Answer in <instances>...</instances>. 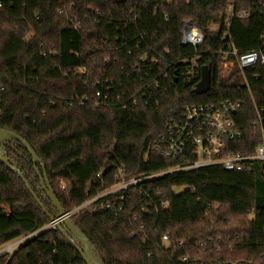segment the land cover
<instances>
[{
  "label": "trees",
  "instance_id": "trees-1",
  "mask_svg": "<svg viewBox=\"0 0 264 264\" xmlns=\"http://www.w3.org/2000/svg\"><path fill=\"white\" fill-rule=\"evenodd\" d=\"M231 5L251 15L227 19ZM185 19L205 35L197 50L181 43ZM229 46L264 53L263 0H0V129L34 149L63 209H80L71 219L104 264H264L258 164L168 173L100 197L176 164L155 148L172 111L186 104L240 101L246 147L235 149L253 152L262 140L255 125L257 111L264 122V67L242 70ZM147 47L164 56L167 79L142 63ZM225 61L235 66L221 76ZM203 66L211 87L198 95ZM98 89L111 104L95 103ZM1 145L32 192L0 160V247L34 235L0 264H86L57 228H46L57 209L42 187L43 168L37 172L22 143Z\"/></svg>",
  "mask_w": 264,
  "mask_h": 264
},
{
  "label": "built area",
  "instance_id": "built-area-1",
  "mask_svg": "<svg viewBox=\"0 0 264 264\" xmlns=\"http://www.w3.org/2000/svg\"><path fill=\"white\" fill-rule=\"evenodd\" d=\"M163 1L171 2L172 0ZM155 11H157V9H155ZM250 15L251 11L243 8H236L234 5H231L227 10V19H245ZM210 29L215 31L217 25H212ZM180 32L181 43L184 46H189L197 50L204 43L205 35L192 19H185L180 23ZM225 39L226 38L223 40ZM147 50L151 53V56L148 54L145 55L141 59L142 63L150 64L151 68L156 67L160 75H164V78L167 79L168 74L163 72L164 67L160 64V60H163L164 56L153 50V48L147 47ZM226 54L228 56H234L237 64L242 70L258 65L264 67V53H262L261 50H253L241 54L236 49L229 46ZM166 62H168V60ZM182 62L188 61L183 60ZM174 64V61H169V66ZM234 66V61L223 62L221 75L227 76ZM85 71V68L79 69V73L81 74H85ZM106 92L103 93L101 89L95 92V103L97 105L106 106L111 104L110 96ZM241 109L242 103L233 100H226L217 104H186L174 109L167 122L165 132L161 135V144L155 149L166 159L175 161L176 164L164 171L141 175L129 180H122L117 185L119 189L116 191L128 187H139L140 184L145 181L168 173L190 172L207 167H220L228 171H238L252 164H258L264 174V122L261 120L259 111H257L258 122L255 127L260 133L262 140L255 145L253 152H243L235 149V147L239 145L246 147V144L242 143L244 134L236 121V116ZM184 190L185 187L175 188L174 191L175 193H180ZM143 193L148 196L147 192L143 191ZM91 202H93V200L86 205H89ZM110 207V205L107 206V208ZM79 210L80 209L77 208L74 212H68V215L71 217ZM51 227L56 228L55 224L52 222ZM33 235L34 234H31V237H26V239H31ZM168 239L169 235H164L162 238L163 242H167ZM21 242L22 240L8 245L4 253L13 254L20 246ZM181 261L189 262L187 258H181Z\"/></svg>",
  "mask_w": 264,
  "mask_h": 264
},
{
  "label": "water",
  "instance_id": "water-1",
  "mask_svg": "<svg viewBox=\"0 0 264 264\" xmlns=\"http://www.w3.org/2000/svg\"><path fill=\"white\" fill-rule=\"evenodd\" d=\"M211 87V71L208 66H203L201 68V80L198 82L193 92L202 95L207 93ZM18 141L22 143L26 150L32 157L35 168L38 172V166H41L44 171V180L42 181V187L46 191L49 199L51 200L54 207L57 209L56 216H50L51 222L55 224L56 228L76 247L77 251L81 255V257L85 260L86 264H104L101 258L98 256L94 246L90 242L89 238L84 234L79 228H77L71 217L68 213L63 209L61 203L56 198L53 190L50 187L49 181L47 179L46 167L38 157L34 149L30 146V144L21 136L10 132L8 130L0 129V160L3 162L8 168L16 172L25 182L29 191L32 192L31 186L26 181L24 176L22 175L21 170H19L14 164L10 162L8 159V155L4 150L1 143L4 142H12ZM35 200L38 202L41 208L44 209L43 204L39 201V199L34 195ZM46 212V210H45Z\"/></svg>",
  "mask_w": 264,
  "mask_h": 264
},
{
  "label": "rangeland",
  "instance_id": "rangeland-1",
  "mask_svg": "<svg viewBox=\"0 0 264 264\" xmlns=\"http://www.w3.org/2000/svg\"><path fill=\"white\" fill-rule=\"evenodd\" d=\"M191 64H192V66H195V61L193 60V61H191L190 62ZM193 68V67H192ZM85 73H86V71H85ZM81 74V73H80ZM222 76V75H221ZM117 187V186H116ZM119 189V187H117V188H115V189H110V190H108L106 193H103V194H101L100 195V197H102V196H104V195H107V194H109V193H112V192H114V191H116V190H118ZM36 196V195H35ZM37 197V196H36ZM38 198V197H37ZM40 201V200H39ZM76 209L77 208H75V209H73L72 210V212H74V211H76ZM70 212V211H69ZM68 213V212H67ZM49 227H51V222L50 223H48V225H46V228H49ZM26 237H31V234H28V235H25V236H22V237H20V238H17V239H15L14 241H11V242H9V243H7V244H5V245H3V246H1L0 247V256H2V255H5L6 253H4V250L6 249V247L8 246V245H10V244H12L13 242H20L21 240H22V242L20 243V246L23 244V243H25V242H27L28 240L26 239ZM19 246V247H20ZM18 247V248H19ZM17 248V249H18ZM16 249V250H17ZM15 250V251H16ZM14 251V252H15ZM14 252H13V254H14ZM13 254H9L10 256H12Z\"/></svg>",
  "mask_w": 264,
  "mask_h": 264
}]
</instances>
